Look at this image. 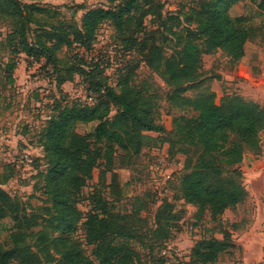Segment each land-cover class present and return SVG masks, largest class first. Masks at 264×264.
Segmentation results:
<instances>
[{
  "label": "trees",
  "instance_id": "trees-1",
  "mask_svg": "<svg viewBox=\"0 0 264 264\" xmlns=\"http://www.w3.org/2000/svg\"><path fill=\"white\" fill-rule=\"evenodd\" d=\"M154 1L158 18L163 22L167 17L163 12L164 4L161 0ZM237 2L195 0L187 10L184 8L169 14L182 21L178 23L177 30H169L176 38L170 54L165 53L162 44H148L145 36L139 41L143 27H139L132 36H119L121 47L131 49L130 52L137 49L138 43L143 44L148 50L146 64L160 73L174 89L167 100L173 107L189 108L193 113L190 117L181 116L175 128L182 142L195 148V154L186 161L187 172L182 179L183 199L197 205L199 215L209 208L212 217L222 215L244 200L246 190L239 165L247 150L260 147L264 133V105L239 94L228 95L218 103L216 92L203 86L204 54L221 49L238 63L250 42V28L244 18L232 15ZM251 2L264 13V0ZM139 7L141 0H124L112 8L83 4L78 6L84 10L80 22L73 20L68 24L58 20L55 24L49 18L57 16V6L42 0H0V20L8 22L7 41L13 53L24 54L28 60L32 58L39 62L41 69L50 71L55 81L57 92L52 93L49 115L37 133L36 141L42 153L35 159L37 174L34 178L36 185L39 183L37 187L41 194L54 199L57 214L53 219L57 223L51 227L60 230L59 239L62 241H67L65 233L75 226L67 194L79 191L91 179L97 159H104L111 169L116 149L138 156L155 139L149 132L166 131L156 117L158 103L153 94L131 85L123 75L118 79L119 91H116L109 84L102 62L96 57L87 62L85 55L93 49L105 22L112 23L117 31H123L124 24L135 19L132 12ZM48 25L51 30H43V34L38 33L31 38V32H38L33 26ZM62 47L76 50L70 64L56 56ZM138 49L144 50L143 47ZM16 63L12 64L11 70L16 68ZM64 65L67 75L64 74ZM76 76L85 84L88 92L85 100L71 99L62 88L64 84L74 82ZM197 88L200 90L194 96L186 95L187 91ZM113 104L117 106L115 115H112ZM79 124L95 125L93 133H78L76 126ZM9 165L10 175L0 182V219L13 216L17 225L5 241L10 247L0 246V264L14 261L45 264L44 258L34 252L28 242L36 234L31 229L40 225L38 218L22 214L23 203L4 187L19 176L17 167ZM117 180V173L113 170L109 186L116 185ZM110 215L107 209L88 215L84 224L87 242L93 245V258L85 256L77 244L67 241L70 264H140L139 253L129 243H114L109 239L112 234L132 238ZM190 225L195 231V223ZM42 233L43 240H48L44 229L37 232V236ZM166 245L159 250L158 264L166 262L161 255ZM227 247L226 239L204 238L191 247L187 262L180 260L176 264H214Z\"/></svg>",
  "mask_w": 264,
  "mask_h": 264
},
{
  "label": "rangeland",
  "instance_id": "rangeland-1",
  "mask_svg": "<svg viewBox=\"0 0 264 264\" xmlns=\"http://www.w3.org/2000/svg\"><path fill=\"white\" fill-rule=\"evenodd\" d=\"M123 1L42 0L43 3L59 7V10H56L57 16L49 18V21L55 24L58 20L68 24L73 20L80 22L84 10L78 6L83 4L112 8ZM193 1L195 0H171L163 9L164 16H167L166 20L160 22L155 1L141 0V7L132 12L135 19L133 18L132 22L127 21L123 31H117L112 23L105 22L98 32L93 49L85 54L87 62H91V58L94 57L102 62L109 84L116 91H119L118 79L123 75L130 80L131 85L153 94L158 103L159 113L156 117L166 128L164 133L149 132L155 139L151 140L138 156L116 149L112 155L111 169L104 159H97L91 179L87 180L79 191H69L67 194L75 226L65 233V237L68 242L77 244L87 257L93 258V245L87 242L84 223L91 212L107 209L116 224H120L132 235V238H122L112 234L109 239L114 243L124 241L129 243L139 253L140 264H158L159 250L165 244L182 249L184 257L181 262H187L191 247L197 241L211 237L226 239L228 244L227 249L219 255L214 264H264V133L261 135L260 147L247 150L244 160L239 165L241 181L246 190L244 200L220 216L212 217L209 208L199 215L197 205L184 201L182 185V179L187 172V158L195 154V148L184 144L175 131L181 116L190 117L193 113L189 108L173 107L167 100L174 89L160 73L150 69L146 64L145 55L148 54V50L142 43H138L139 46L133 52L120 45V35L132 36L139 27H143L144 32L141 33L139 41L145 36L148 44H155L154 42L157 45L162 44L165 53L170 54L176 38L169 30H177L178 23L182 21L177 19V16L169 14L178 13L184 8L187 10ZM232 15L242 16L250 28L251 38L246 44L244 60L235 63L221 49L204 54L203 86H208L216 92L218 103H222L228 95L239 94L264 105V13L251 0H238L232 8ZM33 29L38 32H31V38L38 33L43 34V30H51V26H33ZM9 30L8 22L0 20V130L5 128L10 130L12 123L16 124L13 120L18 118L16 115L20 107L18 104L23 102L24 98H30L32 102L28 106L29 112L26 117L29 123L34 124L29 135L37 140L36 133L49 115L48 104L53 98L49 83L55 84V81L50 71L41 69L39 62L28 60L24 54L13 53L7 41ZM141 47L144 50L139 51L138 48L141 50ZM80 51L85 52L83 49ZM75 53L76 50L72 47H62L56 52V56L62 62L70 64L74 61ZM16 61L21 62V67L16 63V69L11 70L12 64ZM48 67L51 69L49 65ZM63 68L64 74L67 75L65 65ZM75 80L68 82L64 90L71 95V99L85 100L88 95L85 84L78 76ZM199 90L200 88L187 91L186 95L192 97ZM35 94L40 95L38 108ZM12 100H15L16 104ZM115 114L117 106L113 104L112 115ZM94 126L79 124L76 131L82 135L93 133ZM23 129L21 127L22 131ZM6 148L0 143V152ZM23 152L21 149L15 156ZM32 153L36 159L38 152ZM4 154L5 152L0 153V162L4 161ZM8 166L10 165L7 162L0 163V182L10 175ZM113 170L117 173L118 180L116 185L110 187ZM30 172L28 168L18 171L19 176L5 186V189L23 203L22 214L34 215L39 220L40 225L31 229L36 234L29 238L28 242L33 251L44 258L45 264H70L67 241L60 240V230L51 227V224L57 223L53 219L57 214L54 199L41 194V189L37 187L39 183L36 185L34 178L37 170L33 175ZM191 223H195V231L192 232L189 230ZM16 225L13 216L0 219V246L6 245L5 241L11 232L15 231ZM43 229L48 234L46 241L43 240V233L37 236V232H42ZM11 264L21 263L14 261Z\"/></svg>",
  "mask_w": 264,
  "mask_h": 264
},
{
  "label": "crops",
  "instance_id": "crops-1",
  "mask_svg": "<svg viewBox=\"0 0 264 264\" xmlns=\"http://www.w3.org/2000/svg\"><path fill=\"white\" fill-rule=\"evenodd\" d=\"M245 50H246V47H245ZM244 57H245V54H244L243 58L241 59V61L244 60ZM21 65L22 64H20V67H21ZM68 84L69 83L64 84L62 86V88L64 89ZM49 86L52 87L50 89V91L53 93V91L56 90L55 84L54 83L53 84L49 83ZM38 97H40V95L39 94H35L36 108L39 107V103H40L39 101H41V100H39ZM12 101H13L14 104H16L15 100H12ZM22 101L23 102H20L18 104L20 106L17 109L19 112H16V115L18 116V118H15L13 120V122L15 121L16 124L13 125V123H12L11 129L9 128L10 130H7L6 128L0 130V138H1V142L0 143L7 147L5 149V151L4 150L2 151V152H5V154L3 155V157H4L3 160L4 161L0 162L2 164H5L6 162H7V164H13L15 155L21 149L24 150V151H27V152L28 151L29 152H38L37 155H40L42 153L41 148L38 147L37 144H36V142H37L36 139H34V137H31L29 135L30 132L33 131L34 124L33 123L31 124V123L28 122V117H26V115L29 112V110H28L29 107L28 106H29L30 102H32V101H31L30 98H24V100H22ZM18 105H15V106L17 107ZM21 127L24 128L23 131L21 130ZM9 131H12V133H8ZM14 133H16L17 135H14ZM8 147H10V148L8 149ZM2 152H0V153L2 154ZM3 162H5V163H3Z\"/></svg>",
  "mask_w": 264,
  "mask_h": 264
},
{
  "label": "built area",
  "instance_id": "built-area-1",
  "mask_svg": "<svg viewBox=\"0 0 264 264\" xmlns=\"http://www.w3.org/2000/svg\"><path fill=\"white\" fill-rule=\"evenodd\" d=\"M161 2L166 7L169 5V2H171V0H161ZM29 60L33 61L32 58H30ZM20 64L21 62L17 61V65ZM89 100H92V98L89 97ZM13 164L17 167L18 171H22L23 169L28 168L31 171L30 173L32 175L35 174L37 170L33 153L29 151L28 152L24 151L22 154L15 156ZM189 230L191 232L194 231L192 225L189 226ZM161 255L164 256V258L166 259L165 264H176L183 259L184 252L182 249L178 248L177 246L168 244L162 250Z\"/></svg>",
  "mask_w": 264,
  "mask_h": 264
}]
</instances>
